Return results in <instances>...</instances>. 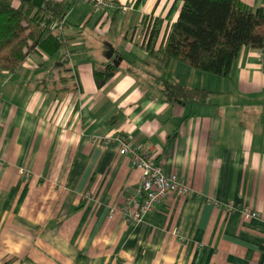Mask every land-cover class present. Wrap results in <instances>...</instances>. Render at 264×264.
Listing matches in <instances>:
<instances>
[{
	"label": "crops",
	"instance_id": "0c3cea01",
	"mask_svg": "<svg viewBox=\"0 0 264 264\" xmlns=\"http://www.w3.org/2000/svg\"><path fill=\"white\" fill-rule=\"evenodd\" d=\"M65 1L67 45L0 72V264H264L260 50L244 47L229 77L177 60L164 68L142 44L144 24L162 20L158 48L181 0H112L105 10ZM106 64L118 70L100 86L94 69ZM166 80L205 88L211 101L169 102ZM120 131L192 194H169L130 225L121 208L142 171L118 145L91 139ZM244 206L262 217L245 218Z\"/></svg>",
	"mask_w": 264,
	"mask_h": 264
},
{
	"label": "trees",
	"instance_id": "16d2710c",
	"mask_svg": "<svg viewBox=\"0 0 264 264\" xmlns=\"http://www.w3.org/2000/svg\"><path fill=\"white\" fill-rule=\"evenodd\" d=\"M0 0V72H16L31 54L56 55L67 45L61 25L71 9L65 0ZM177 20L164 44L156 48L161 19L145 21L143 46L162 66L181 61L199 70L229 77L244 47H264V7H248L241 0H181ZM67 61H63V66ZM118 70L112 64L94 69L104 85ZM61 90H68L64 88ZM169 102L208 104L212 92L166 80L162 88Z\"/></svg>",
	"mask_w": 264,
	"mask_h": 264
},
{
	"label": "built area",
	"instance_id": "2783aa9c",
	"mask_svg": "<svg viewBox=\"0 0 264 264\" xmlns=\"http://www.w3.org/2000/svg\"><path fill=\"white\" fill-rule=\"evenodd\" d=\"M91 3L98 9H108L112 6V0H83ZM128 7H125V9ZM150 23V20H149ZM63 28V23L61 25ZM146 33L144 32L143 40ZM261 66L264 69V47L260 50ZM0 90V102L2 99ZM95 142H102L105 145H118L120 153L129 156L133 166L140 168L142 171L141 182L131 189L124 196L122 212L126 221L130 225L139 224L143 218L157 209L169 194L178 196H189L192 194V188L178 175L173 173L167 175L164 171L163 163L149 152H140L138 148L133 147L125 132L120 131L111 135L91 136ZM0 152V159H1ZM230 209H233L230 206ZM116 208L110 211L113 216ZM245 218H261L262 213L251 207L244 206L241 209Z\"/></svg>",
	"mask_w": 264,
	"mask_h": 264
},
{
	"label": "water",
	"instance_id": "95a60500",
	"mask_svg": "<svg viewBox=\"0 0 264 264\" xmlns=\"http://www.w3.org/2000/svg\"><path fill=\"white\" fill-rule=\"evenodd\" d=\"M42 1L43 0H35V2L38 4V5H41L42 4ZM117 59H115V61H116ZM120 60H121V58H120Z\"/></svg>",
	"mask_w": 264,
	"mask_h": 264
}]
</instances>
